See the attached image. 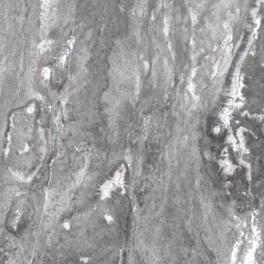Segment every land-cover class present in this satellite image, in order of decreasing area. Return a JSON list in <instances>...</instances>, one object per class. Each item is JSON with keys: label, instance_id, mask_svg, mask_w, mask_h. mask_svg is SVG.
<instances>
[{"label": "snow or ice", "instance_id": "1", "mask_svg": "<svg viewBox=\"0 0 264 264\" xmlns=\"http://www.w3.org/2000/svg\"><path fill=\"white\" fill-rule=\"evenodd\" d=\"M0 264H264V0H0Z\"/></svg>", "mask_w": 264, "mask_h": 264}]
</instances>
